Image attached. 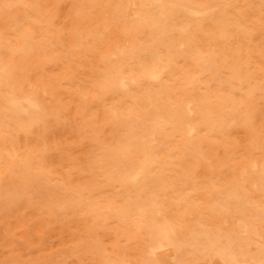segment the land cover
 <instances>
[{"label":"bare ground","instance_id":"bare-ground-1","mask_svg":"<svg viewBox=\"0 0 264 264\" xmlns=\"http://www.w3.org/2000/svg\"><path fill=\"white\" fill-rule=\"evenodd\" d=\"M0 201V264H264V0H0Z\"/></svg>","mask_w":264,"mask_h":264},{"label":"rangeland","instance_id":"rangeland-1","mask_svg":"<svg viewBox=\"0 0 264 264\" xmlns=\"http://www.w3.org/2000/svg\"><path fill=\"white\" fill-rule=\"evenodd\" d=\"M6 204L0 201V215L4 213ZM37 238L31 236V240L34 242ZM63 241L66 240V236H62ZM7 242H12L17 250L22 254H25L24 250L27 249V246L23 245L18 239L17 235H13L10 231L8 221H0V263L3 259L6 258L8 254ZM60 243V238L55 234H51L49 237L43 240V247L47 249H54Z\"/></svg>","mask_w":264,"mask_h":264}]
</instances>
